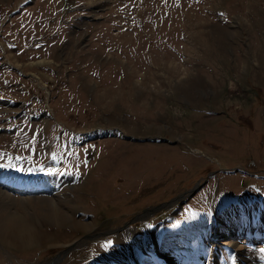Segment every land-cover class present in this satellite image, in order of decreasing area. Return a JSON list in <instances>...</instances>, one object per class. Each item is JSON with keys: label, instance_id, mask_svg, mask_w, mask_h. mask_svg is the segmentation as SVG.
<instances>
[{"label": "rangeland", "instance_id": "1", "mask_svg": "<svg viewBox=\"0 0 264 264\" xmlns=\"http://www.w3.org/2000/svg\"><path fill=\"white\" fill-rule=\"evenodd\" d=\"M263 177L264 0H0V264H264Z\"/></svg>", "mask_w": 264, "mask_h": 264}, {"label": "bare ground", "instance_id": "2", "mask_svg": "<svg viewBox=\"0 0 264 264\" xmlns=\"http://www.w3.org/2000/svg\"><path fill=\"white\" fill-rule=\"evenodd\" d=\"M1 194V193H0ZM7 196V195H6ZM0 208H1V206H0ZM3 208V207H2ZM7 211V210H6ZM8 213V212H7ZM10 214V213H9ZM12 215V214H11ZM10 215V219L9 220H7V222L6 223H2L1 225H0V227L2 228V231H4L5 233H9L10 235L11 234H13L11 231H10V228L12 227V223L13 222H15V218H16V216H11ZM3 221V220H2ZM4 222V221H3ZM211 223V222H210ZM29 227H28V225L26 224V223H24L23 221L22 222H18L17 224H16V230L17 231H19L20 230V232H19V237L20 238H22L23 236H25V238L28 240L29 239V236H30V234H31V232L30 231H28L27 229H28ZM207 228H209L208 226H207ZM201 232L199 233V237L201 238ZM199 238V239H200Z\"/></svg>", "mask_w": 264, "mask_h": 264}, {"label": "snow or ice", "instance_id": "3", "mask_svg": "<svg viewBox=\"0 0 264 264\" xmlns=\"http://www.w3.org/2000/svg\"><path fill=\"white\" fill-rule=\"evenodd\" d=\"M8 166L10 167L11 165H8ZM111 243H112L111 241H106L104 246L107 247V246L110 245ZM262 251H264V250H262Z\"/></svg>", "mask_w": 264, "mask_h": 264}, {"label": "crops", "instance_id": "4", "mask_svg": "<svg viewBox=\"0 0 264 264\" xmlns=\"http://www.w3.org/2000/svg\"><path fill=\"white\" fill-rule=\"evenodd\" d=\"M249 164H252V163H249ZM264 178V177H263Z\"/></svg>", "mask_w": 264, "mask_h": 264}]
</instances>
